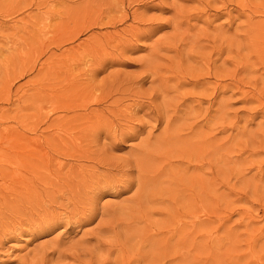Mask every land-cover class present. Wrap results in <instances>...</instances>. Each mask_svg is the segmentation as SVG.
<instances>
[{
    "label": "rangeland",
    "instance_id": "obj_1",
    "mask_svg": "<svg viewBox=\"0 0 264 264\" xmlns=\"http://www.w3.org/2000/svg\"><path fill=\"white\" fill-rule=\"evenodd\" d=\"M0 264H264V0H0Z\"/></svg>",
    "mask_w": 264,
    "mask_h": 264
}]
</instances>
